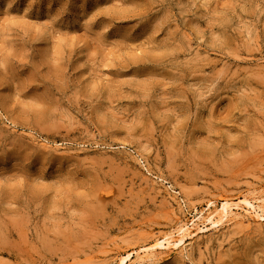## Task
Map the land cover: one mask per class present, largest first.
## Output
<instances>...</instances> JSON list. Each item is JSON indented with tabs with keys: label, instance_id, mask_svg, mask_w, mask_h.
<instances>
[{
	"label": "rangeland",
	"instance_id": "374dc122",
	"mask_svg": "<svg viewBox=\"0 0 264 264\" xmlns=\"http://www.w3.org/2000/svg\"><path fill=\"white\" fill-rule=\"evenodd\" d=\"M257 195L264 0H0V264H117ZM203 227L142 264H264V220Z\"/></svg>",
	"mask_w": 264,
	"mask_h": 264
},
{
	"label": "bare ground",
	"instance_id": "6f19581e",
	"mask_svg": "<svg viewBox=\"0 0 264 264\" xmlns=\"http://www.w3.org/2000/svg\"><path fill=\"white\" fill-rule=\"evenodd\" d=\"M235 216L264 220V195L258 197L245 196L237 203L227 200L221 205L214 201L210 202L208 208L201 210L192 220H187L185 223L180 221L179 223L182 224L176 231L159 236L155 239V243L149 247H141L138 251L126 253L117 260V264H142L157 251H164L165 257L170 258L175 254V251L183 248L185 237L189 233L195 234L207 224L216 225L226 218Z\"/></svg>",
	"mask_w": 264,
	"mask_h": 264
}]
</instances>
